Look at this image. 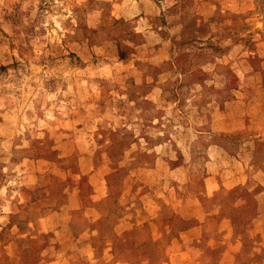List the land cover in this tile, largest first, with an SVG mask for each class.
I'll return each mask as SVG.
<instances>
[{
	"label": "rangeland",
	"instance_id": "374dc122",
	"mask_svg": "<svg viewBox=\"0 0 264 264\" xmlns=\"http://www.w3.org/2000/svg\"><path fill=\"white\" fill-rule=\"evenodd\" d=\"M264 0H0V264H264Z\"/></svg>",
	"mask_w": 264,
	"mask_h": 264
},
{
	"label": "crops",
	"instance_id": "0c3cea01",
	"mask_svg": "<svg viewBox=\"0 0 264 264\" xmlns=\"http://www.w3.org/2000/svg\"><path fill=\"white\" fill-rule=\"evenodd\" d=\"M262 165L260 170L258 171L257 175L261 176L262 178H264V159L262 160Z\"/></svg>",
	"mask_w": 264,
	"mask_h": 264
}]
</instances>
